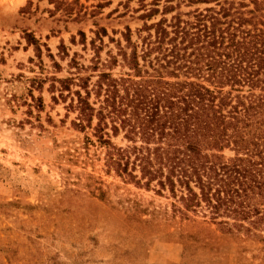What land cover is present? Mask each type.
<instances>
[{
    "label": "rangeland",
    "instance_id": "1",
    "mask_svg": "<svg viewBox=\"0 0 264 264\" xmlns=\"http://www.w3.org/2000/svg\"><path fill=\"white\" fill-rule=\"evenodd\" d=\"M62 1L71 14L59 0H0V264H264V230L226 232L200 212L174 211L180 203L167 190L107 173L103 149L86 140L93 131L75 126L69 99L49 89V77L71 76L72 56L90 65L97 47L101 60L115 54L110 38L125 26L135 40L144 13L158 10L149 24L215 2ZM166 7L173 9L162 13ZM25 33L45 44L40 57ZM34 77L44 79L41 87ZM30 93L42 97L40 108ZM112 140L128 143L122 133Z\"/></svg>",
    "mask_w": 264,
    "mask_h": 264
},
{
    "label": "trees",
    "instance_id": "2",
    "mask_svg": "<svg viewBox=\"0 0 264 264\" xmlns=\"http://www.w3.org/2000/svg\"><path fill=\"white\" fill-rule=\"evenodd\" d=\"M188 1L215 5L149 24L158 10L144 13L135 40L125 26L110 38L115 54L101 60L97 47L90 65L72 56L71 76L49 77V89L69 99L75 126L93 131L86 140L103 149L107 173L167 190L180 203L174 211L200 212L226 232L264 230V0ZM105 35L95 31L101 42ZM25 38L40 57L45 44ZM30 96L40 108L42 97ZM120 133L123 146L112 140Z\"/></svg>",
    "mask_w": 264,
    "mask_h": 264
}]
</instances>
